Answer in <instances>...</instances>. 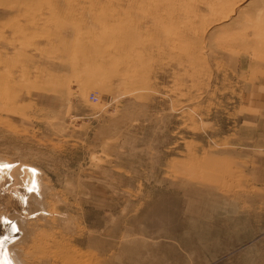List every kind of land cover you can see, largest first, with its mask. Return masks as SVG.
Instances as JSON below:
<instances>
[{
    "label": "rangeland",
    "instance_id": "1",
    "mask_svg": "<svg viewBox=\"0 0 264 264\" xmlns=\"http://www.w3.org/2000/svg\"><path fill=\"white\" fill-rule=\"evenodd\" d=\"M0 223L12 264H264V0H0Z\"/></svg>",
    "mask_w": 264,
    "mask_h": 264
},
{
    "label": "bare ground",
    "instance_id": "2",
    "mask_svg": "<svg viewBox=\"0 0 264 264\" xmlns=\"http://www.w3.org/2000/svg\"><path fill=\"white\" fill-rule=\"evenodd\" d=\"M28 176H26V177H28ZM5 222H8V221H5ZM2 223H4V221ZM4 224H5V228L7 229L6 231H9L11 234L13 232L14 225L12 226L9 223H4ZM0 225L4 227V225H2L1 223H0ZM1 226H0V228H1ZM1 236H2V233L0 235V238H3ZM12 236H13V234H12ZM7 240H10V239H0V264H12L10 257L6 256V254H5L4 246L6 245Z\"/></svg>",
    "mask_w": 264,
    "mask_h": 264
}]
</instances>
